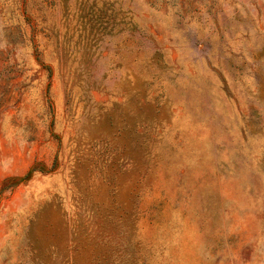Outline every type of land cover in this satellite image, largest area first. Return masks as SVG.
I'll return each instance as SVG.
<instances>
[{
  "label": "rangeland",
  "instance_id": "rangeland-1",
  "mask_svg": "<svg viewBox=\"0 0 264 264\" xmlns=\"http://www.w3.org/2000/svg\"><path fill=\"white\" fill-rule=\"evenodd\" d=\"M0 264H264V0H0Z\"/></svg>",
  "mask_w": 264,
  "mask_h": 264
}]
</instances>
